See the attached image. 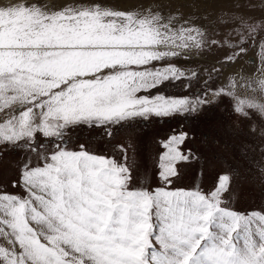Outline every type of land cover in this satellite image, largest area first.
I'll return each instance as SVG.
<instances>
[{
    "label": "snow or ice",
    "instance_id": "obj_1",
    "mask_svg": "<svg viewBox=\"0 0 264 264\" xmlns=\"http://www.w3.org/2000/svg\"><path fill=\"white\" fill-rule=\"evenodd\" d=\"M116 2L0 0V146L25 154L13 182L23 195L0 189V239L6 242L0 246V264H264V208L241 214L222 206L223 194L231 190L229 174L219 173L209 194L130 190L125 163L68 150L66 137L77 128H99L110 137L113 126L137 118L202 112L209 92L220 94L207 82L200 92L189 83L186 96L138 95L179 84L183 70L175 61L189 56L170 54L167 67L173 75L131 88L126 76L115 71L119 64L7 51L70 46L46 41L89 33L137 36L148 48L172 46L186 53L192 42L194 50L203 49L197 37L206 32L178 9L161 0H140L131 8L116 7ZM246 5L264 10V0L251 5L233 0L236 10ZM259 21L241 17L238 27L247 24V33ZM239 40L235 48L212 41L229 51L207 68L209 75L223 74L247 54ZM150 60L156 65L164 58ZM201 71L195 73L197 86ZM258 88L264 91V79ZM238 104L235 111L245 116V107L264 114V104ZM187 139L188 133L180 131L161 144L157 178L166 186L179 175V166L190 162L191 149L183 148Z\"/></svg>",
    "mask_w": 264,
    "mask_h": 264
},
{
    "label": "rangeland",
    "instance_id": "obj_2",
    "mask_svg": "<svg viewBox=\"0 0 264 264\" xmlns=\"http://www.w3.org/2000/svg\"><path fill=\"white\" fill-rule=\"evenodd\" d=\"M48 2L51 3L49 0ZM161 2L168 4L174 11L178 9L193 20L192 24L204 29L206 36L197 37L198 42L203 41L202 50H194L195 43L192 42H189L190 51L186 53L181 48L172 46H167V50L151 49L144 47L146 42L137 36L115 38L101 34L97 39L91 33L67 38L53 37L46 41L53 45L70 46L32 49L41 56L52 53L53 58L66 56L82 58V62L119 64L121 67L115 71L126 76L131 88L142 82L173 75V70L167 67V57L170 54L180 51L189 56L187 53L194 52L195 55L175 61L176 66L183 70V79L179 84L166 85L138 95L151 96L159 91L168 96H186L189 93L185 88L189 83L196 92H200L206 90V82L208 88L217 89L220 94L209 92L203 111L197 115L152 116L147 120L137 118L113 126L110 137L99 128H77L66 137L68 150H86L91 154L125 163L130 169V190H198L209 194L216 184L217 175L226 173L230 175L231 190L230 193L223 194L222 206L241 214L264 208V114L246 107L247 116L235 111L240 100H244L245 105L248 101L264 104V91L258 88L259 80L264 79V10H248L247 5L236 10L233 8V0ZM139 3L140 0H117L115 6L131 8ZM256 3L258 0H248L249 5ZM193 6L198 10L192 11L190 8ZM241 17L261 21L257 23L255 30L249 29L245 33L243 28L247 24L238 27ZM238 37L239 43L246 46L247 54L223 74L213 72L209 75L207 68L213 63L218 65L219 57L229 51L226 47H214L212 41H220L235 48ZM175 39L178 40L179 36H175ZM250 39L252 43H247ZM155 54L164 58L163 63L155 62V65L151 62L150 56H156ZM252 60L255 63H251ZM201 69L204 71L200 72L197 86L195 73ZM180 131L188 133L183 148L185 151L191 149L190 162L181 164L179 175L171 185L166 186L157 178V156L161 152V144L170 135ZM81 145L84 146L83 149ZM121 145L126 147V152L121 150ZM24 155L18 147L0 146V189L23 195L19 188L13 187V182L19 176ZM29 162L35 163L32 156H29ZM0 246H6L2 239Z\"/></svg>",
    "mask_w": 264,
    "mask_h": 264
},
{
    "label": "bare ground",
    "instance_id": "obj_3",
    "mask_svg": "<svg viewBox=\"0 0 264 264\" xmlns=\"http://www.w3.org/2000/svg\"><path fill=\"white\" fill-rule=\"evenodd\" d=\"M49 1H51V0H49ZM5 2H7V0H5ZM192 11H197L198 9L197 8H195L194 6L193 7H191L190 8ZM200 10V9H199ZM92 36H94L95 38H99L98 36L99 35H93L92 34ZM152 49V48H151ZM162 49H164V50H167V48L166 47H162ZM182 49V48H181ZM160 50V49H159ZM7 51H12V52H20V53H23L24 55H25V57H27V56H29L30 54H32V53H34V51H33V49L32 48H20V49H16V48H13V49H8ZM142 51V50H141ZM182 51H184L183 49H182ZM188 51H190V50H188ZM139 52V51H138ZM137 52V53H138ZM156 52V51H155ZM196 53V52H195ZM189 56H191L192 54L193 55H195L194 54V52H191V53H187ZM135 55V54H134ZM138 55V54H137ZM156 55V54H155ZM153 56V55H152ZM157 56V55H156ZM143 57H145V56H143ZM129 74V73H128Z\"/></svg>",
    "mask_w": 264,
    "mask_h": 264
}]
</instances>
